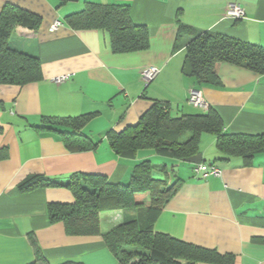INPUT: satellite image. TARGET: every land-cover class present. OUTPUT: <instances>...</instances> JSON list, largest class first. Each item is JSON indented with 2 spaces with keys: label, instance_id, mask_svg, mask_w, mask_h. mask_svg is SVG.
<instances>
[{
  "label": "crops",
  "instance_id": "crops-1",
  "mask_svg": "<svg viewBox=\"0 0 264 264\" xmlns=\"http://www.w3.org/2000/svg\"><path fill=\"white\" fill-rule=\"evenodd\" d=\"M88 2L129 5L132 21L148 27L149 47L115 52L107 31L73 27L67 17ZM231 2L241 4L246 17H228ZM7 4L39 19L36 29L16 26L9 43L39 57L42 77L24 85L0 83V264L34 261L32 236L50 264H122L103 235L142 209L102 211L101 234L72 235L49 216L50 203L74 202L69 188L20 187L32 177L64 184L77 172L129 184L134 167L144 160L153 163L154 178L168 184L180 179L154 218L155 231L233 254V264H264V149L248 157L225 155L216 136L203 132L199 153L222 175L202 177L197 164L154 148L120 155L107 137L111 129L136 123L156 100L168 102L173 115L201 110L189 104L193 87L220 114L225 132L264 134V74L224 62L217 84L198 86L183 71L189 29L264 47V0H0V13ZM56 21L61 24L54 27ZM152 65L159 71L146 83L142 71ZM62 75L69 77L56 82ZM91 112L96 115L82 133L97 141L94 148L72 150L58 129L41 127L45 118Z\"/></svg>",
  "mask_w": 264,
  "mask_h": 264
},
{
  "label": "trees",
  "instance_id": "trees-1",
  "mask_svg": "<svg viewBox=\"0 0 264 264\" xmlns=\"http://www.w3.org/2000/svg\"><path fill=\"white\" fill-rule=\"evenodd\" d=\"M67 21L75 28H98L110 34L115 52L142 50L149 47V30L132 21L127 4L88 2L84 9L70 14ZM39 19L13 4L0 13V83L18 84L42 77L38 56L10 45L9 38L18 25L36 29ZM183 71L196 80L198 86L219 82L220 65L231 62L264 74V47L210 30L187 31ZM96 115L95 112L65 118H45L42 128L58 129L72 150L94 148L98 143L82 129ZM64 126L60 130L57 126ZM203 132L216 136L218 150L225 155L251 156L264 149V134L247 135L225 132L220 114L212 107L207 110L173 115L168 102L154 101L136 123L124 129H111L107 137L111 147L120 155L135 154L141 148H154L184 159L200 151ZM150 160L138 163L129 184L113 183L105 175L77 172L64 184L47 177H32L22 190L61 185L74 195L73 203H50L51 222L62 221L72 235L101 234L100 213L106 210L140 208L143 212L103 235L109 249L122 264H233V254L199 246L167 233L155 231L154 218L168 199L177 191L180 179L168 184L153 177ZM35 259L29 264H50L36 239ZM60 264H82L65 261Z\"/></svg>",
  "mask_w": 264,
  "mask_h": 264
},
{
  "label": "built area",
  "instance_id": "built-area-1",
  "mask_svg": "<svg viewBox=\"0 0 264 264\" xmlns=\"http://www.w3.org/2000/svg\"><path fill=\"white\" fill-rule=\"evenodd\" d=\"M226 15L230 18H235V19L244 18L246 17V11L241 4L236 2H231L228 4ZM59 24H61V22L56 21L53 24V26L57 27ZM158 71L159 68L157 66L155 65L148 66L142 71V78L146 83H149L155 78ZM68 77H69L68 75L59 76L56 78V82H62ZM188 101L189 104L201 110H207L210 107L209 103L204 97L203 91L196 87L191 88ZM195 171L197 174H200L202 177H207L210 175H216V176L222 175L221 168L213 164H207L205 162L197 164L195 167Z\"/></svg>",
  "mask_w": 264,
  "mask_h": 264
},
{
  "label": "water",
  "instance_id": "water-1",
  "mask_svg": "<svg viewBox=\"0 0 264 264\" xmlns=\"http://www.w3.org/2000/svg\"><path fill=\"white\" fill-rule=\"evenodd\" d=\"M184 160L189 162V163H194V164H199V163L204 162L202 153H197V154H194L190 157H186V158H184Z\"/></svg>",
  "mask_w": 264,
  "mask_h": 264
},
{
  "label": "rangeland",
  "instance_id": "rangeland-1",
  "mask_svg": "<svg viewBox=\"0 0 264 264\" xmlns=\"http://www.w3.org/2000/svg\"><path fill=\"white\" fill-rule=\"evenodd\" d=\"M207 135H209V134H207Z\"/></svg>",
  "mask_w": 264,
  "mask_h": 264
}]
</instances>
